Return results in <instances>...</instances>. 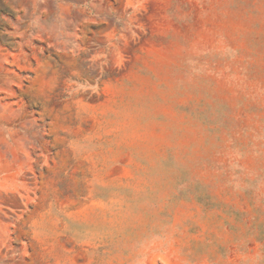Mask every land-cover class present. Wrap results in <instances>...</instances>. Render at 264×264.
I'll return each instance as SVG.
<instances>
[{"label": "rangeland", "instance_id": "obj_1", "mask_svg": "<svg viewBox=\"0 0 264 264\" xmlns=\"http://www.w3.org/2000/svg\"><path fill=\"white\" fill-rule=\"evenodd\" d=\"M0 264H264V0H0Z\"/></svg>", "mask_w": 264, "mask_h": 264}]
</instances>
